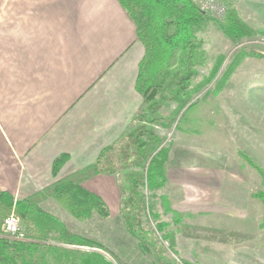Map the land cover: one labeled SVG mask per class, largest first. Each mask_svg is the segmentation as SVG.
Instances as JSON below:
<instances>
[{
    "label": "rangeland",
    "instance_id": "obj_1",
    "mask_svg": "<svg viewBox=\"0 0 264 264\" xmlns=\"http://www.w3.org/2000/svg\"><path fill=\"white\" fill-rule=\"evenodd\" d=\"M193 1L200 6L198 0ZM220 1L225 6L221 16L200 9L223 20L226 10L233 7L252 27L264 29V0ZM200 36L205 62L199 67L196 80L208 74L219 53L225 59L217 77L239 50L260 56L244 57L219 92H212L214 82L198 92L170 128L156 127L163 139L159 148H170L167 180L152 194L146 189L144 192L159 213V220L168 223L166 229L176 232L178 255L159 237L166 255L192 264H264V228H259L264 206L251 195L264 190L260 175L251 165L256 163L264 169V36L258 34L233 43L213 22ZM194 100H198L197 104L184 112ZM174 107L175 103L170 102L160 107V113L170 115ZM119 143L110 153L113 160L119 153ZM113 166L112 174H100L85 185L101 189L97 194L107 204L109 217L93 214L78 221L50 198L42 206L72 231L100 241L105 248L100 251L114 264H156L153 254H143L125 228L120 212V185L125 181L126 170L117 162ZM101 175L113 180L111 187ZM161 196H166L170 206L183 214L179 224L173 223L172 213L165 212ZM148 223L154 227L152 219ZM80 249L89 250L85 246Z\"/></svg>",
    "mask_w": 264,
    "mask_h": 264
},
{
    "label": "crops",
    "instance_id": "obj_2",
    "mask_svg": "<svg viewBox=\"0 0 264 264\" xmlns=\"http://www.w3.org/2000/svg\"><path fill=\"white\" fill-rule=\"evenodd\" d=\"M143 54L117 0H0V190L25 197L117 142L142 104Z\"/></svg>",
    "mask_w": 264,
    "mask_h": 264
},
{
    "label": "trees",
    "instance_id": "obj_3",
    "mask_svg": "<svg viewBox=\"0 0 264 264\" xmlns=\"http://www.w3.org/2000/svg\"><path fill=\"white\" fill-rule=\"evenodd\" d=\"M117 1L133 21L136 37L144 47L135 80L142 105L134 115L131 128L118 140L120 150L115 160L110 153L118 141L103 147L92 163L25 197L15 198L10 192L0 190V226L13 211L27 238L16 240L0 234V264H114L100 251L105 249L100 241L72 231L61 218L42 206L50 198L78 221L93 214L109 217L110 211L102 196L87 189L85 183L100 174H112L114 162L126 170L125 181L120 185V212L127 232L137 241L140 251L153 254L156 264H192L165 254L159 237L178 255L176 232L166 229L168 223L159 220V213L144 192L146 189L152 194L167 180L170 148L169 145L159 148L163 139L156 127L170 128L178 113L198 92L212 82V92H219L244 57L260 56L253 51L239 50L217 77L225 59V55L219 53L208 74L196 80L200 75L199 67L205 62L200 33L210 22L233 43L258 34L264 36V29L252 27L233 7L226 10L223 20H218L203 12L193 0ZM170 102L175 103V107L170 115H162L160 107ZM197 102H191L184 112ZM175 127L178 128V124ZM67 159L66 154H61L53 160V176ZM251 165L264 186V169L256 163ZM251 195L264 206V190ZM160 199L165 212L172 213L173 223L179 224L183 214L170 206L166 196ZM148 219H152L154 227L149 225ZM259 228H264V209ZM84 246L89 250L80 249Z\"/></svg>",
    "mask_w": 264,
    "mask_h": 264
},
{
    "label": "built area",
    "instance_id": "obj_4",
    "mask_svg": "<svg viewBox=\"0 0 264 264\" xmlns=\"http://www.w3.org/2000/svg\"><path fill=\"white\" fill-rule=\"evenodd\" d=\"M199 7L208 10L213 16H221L225 12V6L220 0H198ZM209 12V13H210ZM1 233L11 239L26 240L24 229L19 217L12 211L2 221L0 226Z\"/></svg>",
    "mask_w": 264,
    "mask_h": 264
}]
</instances>
